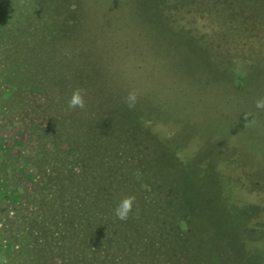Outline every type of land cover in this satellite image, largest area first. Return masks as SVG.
I'll list each match as a JSON object with an SVG mask.
<instances>
[{"label": "trees", "instance_id": "16d2710c", "mask_svg": "<svg viewBox=\"0 0 264 264\" xmlns=\"http://www.w3.org/2000/svg\"><path fill=\"white\" fill-rule=\"evenodd\" d=\"M46 1L50 6L57 2ZM87 3L85 24H81V10L75 7L70 10L72 15L79 16L77 20L68 18L63 9L52 13L58 20H65L62 25L67 29L75 28L71 39L87 42L86 49L91 53L82 54L84 62L80 63L88 68V78L78 72L69 74L67 63L64 67L60 64L50 67L41 60L29 59L24 64L25 71H16L5 83L13 87L11 100L17 105L22 104V87L41 89V99H28L21 109L37 115L45 126L40 128V133L44 134L45 144H49L43 149L35 141L37 158L32 165L38 173L41 150L44 162L52 170L46 176L37 174L36 192L31 198L37 211L31 214V219L15 217L12 221V226L18 222L27 226L25 229L31 235L40 231L42 236V231V242L35 246L33 241L27 242L28 245L20 243L19 247L10 249L6 254L9 264H219L214 193L207 194L205 202L200 195H189L187 177L181 167L165 165L163 155L158 159L149 138L145 145L139 142L141 112L138 108L139 118L127 121L129 106L124 99L130 91L136 98L142 93L150 101L157 98L163 105H169L172 100L169 84L176 85L173 77L178 73L181 84H185L184 92L191 89L188 87L191 82L195 85L194 80L185 81L189 76L182 65H172L171 76L160 61L150 62L154 47L160 46L156 41L165 39V32L182 40L193 33L187 27L185 14L178 8L169 10L165 3L166 13L159 5L154 12L162 27L153 19L154 14L150 16L151 9L143 0H88ZM174 4L178 5L177 0ZM258 4L264 10V0ZM84 26L86 33L80 28ZM97 45H104L110 54L109 62L97 57L106 51L95 48ZM166 50L169 59L178 61L177 45ZM122 56L135 60V66L123 62ZM230 59L224 64H230L232 69L234 65L241 68L236 57ZM261 64L264 66V62ZM234 73V88L237 93H243L248 76ZM261 91L264 106V88ZM208 98L204 94L199 101ZM256 111L264 112L261 108ZM251 117L256 122V113ZM37 127L27 130L33 134ZM255 127L264 131V123L256 122ZM170 135L172 140L177 139V133ZM29 160L25 162L30 164ZM137 168L139 177L134 171ZM209 172L208 178L216 180L214 188L221 181L220 176L227 182L233 177L226 171ZM130 200L135 203L129 204Z\"/></svg>", "mask_w": 264, "mask_h": 264}, {"label": "rangeland", "instance_id": "374dc122", "mask_svg": "<svg viewBox=\"0 0 264 264\" xmlns=\"http://www.w3.org/2000/svg\"><path fill=\"white\" fill-rule=\"evenodd\" d=\"M143 1L151 9L148 11L150 16L154 14L153 19L162 27V21L154 12L159 5L166 13L168 4L169 10L178 8L185 14L187 27L193 33L182 40L180 36L165 32L166 40L156 41L161 47H154L150 62L160 61L161 67L168 68L169 75L174 69L172 65H182L189 76L185 81L194 80L195 85L191 82L188 86L191 89L186 93L179 73L173 77L176 85L169 84V97H172L169 105L177 103L174 108L163 105L157 98L150 101L142 93L136 98L129 91L124 97L129 106L127 121L138 119L141 112L139 142L143 141L145 145L150 139L158 159L163 155L165 165L181 167L187 177L189 195H200L205 202L207 194H215L212 213L217 227L219 264H264V131L255 127L256 122L264 123V112L256 111L264 110L260 94L264 88V66L259 65L264 62V10L258 4L259 0H177L178 5L174 4L175 0ZM87 2L57 0L50 6L46 0L39 1V5L37 0H0V264L10 263L6 254L20 243L28 245L27 242L33 241L35 246L42 242V231V236L40 231L31 235L25 229L27 226L20 222L12 226V221L15 217L31 219V214L37 211L31 200L36 192V179L38 175L52 173L39 149L38 173L31 163L37 158L36 143H41L43 149L49 144H45L44 134L40 133V128L45 126L40 124L37 115L21 109L26 100L41 99V89L22 87V104L17 105L13 98L11 100L13 87L5 83L16 71L24 72V64L29 59L41 60L50 67L55 64L64 67L67 63L69 74L78 72L81 77L88 78V68H83L85 65L80 63L84 62L81 61L82 54L91 53L86 49L87 42L83 44L71 39L75 28L67 29L62 25L65 20H58L52 13L63 9L68 18L77 20L79 16L72 15L70 10L75 7L81 10L83 24ZM59 3L62 6L56 7ZM80 28L86 33L85 26ZM63 32L66 33L63 35ZM176 45L178 61L169 59L171 56L166 53L167 48ZM103 46L95 48L101 51ZM102 52L105 53L102 55ZM98 54L100 60L109 62L107 50ZM230 57H236L241 68L234 65L232 69L230 64H224ZM122 60L136 64L135 60L124 56ZM142 60L147 61L144 56ZM234 72L248 76L243 93H237L234 88ZM159 84L161 86V82ZM198 87L202 92L197 91ZM204 94L209 98L199 101ZM182 100L183 104H180ZM254 113L256 122L251 117ZM260 114L262 118L258 117ZM36 125L39 127L33 134L27 130ZM170 132L178 134L176 140L171 139ZM27 158L30 164L25 162ZM138 170L134 171L139 177ZM212 170L226 171L233 177L227 182L220 176L216 190V180L212 181L207 174ZM237 175H240L238 179Z\"/></svg>", "mask_w": 264, "mask_h": 264}]
</instances>
